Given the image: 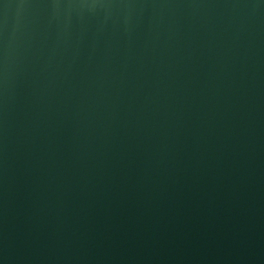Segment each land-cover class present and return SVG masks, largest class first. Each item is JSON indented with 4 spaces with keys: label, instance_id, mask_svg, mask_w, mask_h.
Masks as SVG:
<instances>
[{
    "label": "water",
    "instance_id": "1",
    "mask_svg": "<svg viewBox=\"0 0 264 264\" xmlns=\"http://www.w3.org/2000/svg\"><path fill=\"white\" fill-rule=\"evenodd\" d=\"M0 264H264V0H0Z\"/></svg>",
    "mask_w": 264,
    "mask_h": 264
}]
</instances>
